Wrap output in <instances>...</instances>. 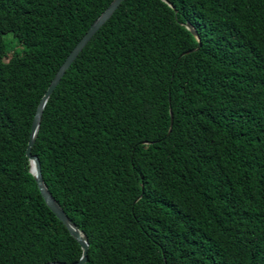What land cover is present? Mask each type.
I'll list each match as a JSON object with an SVG mask.
<instances>
[{
	"label": "trees",
	"instance_id": "obj_1",
	"mask_svg": "<svg viewBox=\"0 0 264 264\" xmlns=\"http://www.w3.org/2000/svg\"><path fill=\"white\" fill-rule=\"evenodd\" d=\"M111 1L0 0V264L81 257L25 151ZM166 1L121 2L50 95L32 154L84 264H264V0Z\"/></svg>",
	"mask_w": 264,
	"mask_h": 264
},
{
	"label": "water",
	"instance_id": "obj_2",
	"mask_svg": "<svg viewBox=\"0 0 264 264\" xmlns=\"http://www.w3.org/2000/svg\"><path fill=\"white\" fill-rule=\"evenodd\" d=\"M124 0H112L110 4L102 11V13L93 21V23L89 26L87 31L84 35L79 39V41L75 44L72 50L69 52L63 63L58 68L57 72L53 76L52 80L50 81L47 89L45 90L44 94L40 98L38 105L35 110V114L32 120L29 139L26 147V156L30 161V172L33 175V178L37 184V187L45 200L47 206L51 209V211L56 215V217L66 226L67 230L69 231L70 235L74 237V239L79 243L82 253L79 260L72 262V263H65V262H49L45 264H84L86 263L88 256L87 251L89 248V242L87 238L83 235V233L79 230V228L74 225V223L69 219L66 215L64 210L58 204V202L54 199L51 192L49 191L41 172V164L40 160L37 155L32 154V147L35 143L38 130L40 127L41 117L44 110V107L53 93L54 89L59 84L61 78L65 74L66 70L69 66L73 63L76 59L78 54L83 50L86 44L91 40L94 34L102 27V25L113 15L114 11L119 7L121 2ZM168 5L172 8L173 5L166 0H164ZM186 28L194 35V37L200 42L197 31L193 28L190 23L185 24ZM192 51V50H191ZM191 51H187L189 53ZM171 113V111H170ZM172 116V113H171Z\"/></svg>",
	"mask_w": 264,
	"mask_h": 264
},
{
	"label": "rangeland",
	"instance_id": "obj_3",
	"mask_svg": "<svg viewBox=\"0 0 264 264\" xmlns=\"http://www.w3.org/2000/svg\"><path fill=\"white\" fill-rule=\"evenodd\" d=\"M5 41L8 43V50L9 51H21L23 46L17 44L16 38L11 33H7L4 35Z\"/></svg>",
	"mask_w": 264,
	"mask_h": 264
}]
</instances>
